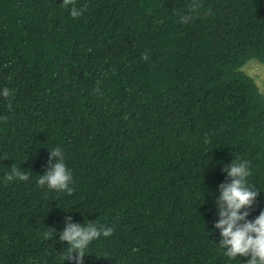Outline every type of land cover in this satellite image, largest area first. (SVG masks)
<instances>
[{
	"label": "trees",
	"instance_id": "obj_1",
	"mask_svg": "<svg viewBox=\"0 0 264 264\" xmlns=\"http://www.w3.org/2000/svg\"><path fill=\"white\" fill-rule=\"evenodd\" d=\"M62 2L0 0V264H71L68 215L113 229L84 264H245L215 200L247 160L248 220L264 210V95L242 70L264 64V0ZM56 147L71 195L37 184Z\"/></svg>",
	"mask_w": 264,
	"mask_h": 264
},
{
	"label": "clouds",
	"instance_id": "obj_2",
	"mask_svg": "<svg viewBox=\"0 0 264 264\" xmlns=\"http://www.w3.org/2000/svg\"><path fill=\"white\" fill-rule=\"evenodd\" d=\"M63 6H71L70 15L79 18L83 9H77L73 0H63ZM86 7V6H85ZM197 7L189 5L192 11ZM191 17H181V22L186 23ZM143 59L147 60V54ZM5 98L12 95L8 88L0 93ZM11 104H9V108ZM6 119V118H5ZM64 153L61 148L56 147L50 150L47 168L43 175H39L37 184L43 188L47 186L50 190L66 191L72 194L69 187L72 181V174L64 162ZM6 159V158H5ZM55 161V163H53ZM10 172L4 177L5 181L13 180L27 181L29 175L25 171L12 165ZM223 171L230 178V183L219 185V198L215 200L219 221L214 224L220 230L221 240L219 245L223 249V255L229 259L239 257L247 258L245 264H264V210L254 220H248L250 209L260 192L248 183L251 175L250 162L247 160L235 159L230 165L223 167ZM53 228L43 233L45 239L52 236ZM113 233L110 227L98 226L95 222L85 224L73 223L71 215L65 217L64 230L59 233L61 243L66 242L68 247L64 251L63 260L71 264H84L85 251L90 243L100 238L101 235L109 237Z\"/></svg>",
	"mask_w": 264,
	"mask_h": 264
},
{
	"label": "rangeland",
	"instance_id": "obj_3",
	"mask_svg": "<svg viewBox=\"0 0 264 264\" xmlns=\"http://www.w3.org/2000/svg\"><path fill=\"white\" fill-rule=\"evenodd\" d=\"M242 70L253 78L260 92L264 95V64L256 60L249 61Z\"/></svg>",
	"mask_w": 264,
	"mask_h": 264
}]
</instances>
